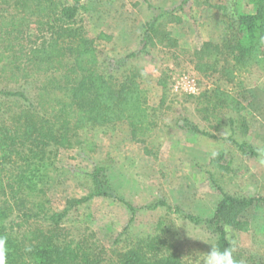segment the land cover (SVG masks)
Here are the masks:
<instances>
[{
  "label": "rangeland",
  "instance_id": "374dc122",
  "mask_svg": "<svg viewBox=\"0 0 264 264\" xmlns=\"http://www.w3.org/2000/svg\"><path fill=\"white\" fill-rule=\"evenodd\" d=\"M54 2L79 6L71 27L85 38L96 39L100 33L110 37L96 40L97 73L115 88L125 79L136 80L146 93L149 124H153L137 134L123 122L77 133L72 148L60 150L44 162L48 176L37 183L43 192L22 187L9 196L17 194L16 199L0 194V203L15 207L9 219L19 212L62 213L69 201L91 193L89 175L101 166L106 170L110 196H97L71 208L61 226L69 242L104 252L112 261L131 249H141L151 257L173 252L181 259L194 251L206 252L209 246L187 233L193 236L200 229L211 234L216 243L217 235L185 216L212 217L223 195L264 199V164L258 158V149L264 148V49L238 67L231 81L222 71L233 66L225 50L211 59L217 61V70L204 74L195 70L193 56L205 42L223 45L236 26L238 0ZM15 4L14 0H0V52L5 54L0 67H6L0 72V89L24 90L30 108L44 116L56 114L58 102L64 99L57 89L62 72L52 74L44 69V63L36 67L28 55L35 43L37 46L51 36L50 27L55 24L49 17L26 16ZM29 5L34 7L35 0ZM239 7L248 12L252 9L243 3ZM152 28L156 45L144 50L145 37ZM217 88L234 94L246 107L247 134L233 132L229 111L204 119L196 98ZM1 104L10 119L27 107L5 97H0ZM235 127H241V121ZM215 159L218 164L212 163ZM19 167L13 163L0 166V181L12 183ZM159 201L183 214L168 212L163 206L150 208ZM125 203L136 208L135 215ZM240 218L249 223L248 232L225 228L229 243L237 242V261L264 264V202H256ZM30 223L33 228L38 225L34 219ZM39 225L48 227L46 222Z\"/></svg>",
  "mask_w": 264,
  "mask_h": 264
},
{
  "label": "trees",
  "instance_id": "16d2710c",
  "mask_svg": "<svg viewBox=\"0 0 264 264\" xmlns=\"http://www.w3.org/2000/svg\"><path fill=\"white\" fill-rule=\"evenodd\" d=\"M54 1L35 0L36 5L33 7L29 5L31 0H14L15 6L26 16L28 14L29 17L41 19L49 17L53 20L55 27L51 24V36L37 46L35 43L29 49L28 55L34 66L39 67L44 63V69L51 70L52 74L62 72L57 89L60 88L64 99L57 101L60 108L56 114L44 116L38 110L30 108V99L24 90L0 89V97L13 99L27 106L24 112L14 114L10 119L7 117L8 110L3 104L0 105V119L3 120H0V166L9 163L20 166L17 169L18 175L13 173L12 181L10 180L13 183L18 177L15 181L17 185H7L0 181V194L8 197L22 187L29 191L39 189V178L47 179L48 176V167L44 162L56 157L58 151L72 148L77 133L123 122L130 126L133 134H137L149 130L153 124H149L151 113L147 106L146 93L136 80L125 79L119 88H115L107 78L97 73L96 40H108L110 37L100 33L96 39L85 38L78 29L71 27L78 15L79 6L56 4ZM240 3L251 7V12L241 9ZM236 6L237 23L236 26L233 25L234 29L229 32L223 45L205 42L194 52L197 72L204 74L216 71L218 63L211 59L225 50L233 66L224 67L222 71L224 77L231 81L235 78L238 67L244 65L246 60H251L258 49H264V0H238ZM155 35L154 28L150 33L148 31L144 50L149 45H156ZM4 59L5 54L0 52V65ZM3 70L6 67H0V72ZM159 84L166 86L164 81ZM196 101L201 106L200 111L206 121L211 117L216 118L220 111H229L233 114L229 120L233 132L239 130L242 135L248 133V125L243 117L246 107L234 94L217 88L202 93ZM240 121L241 127H235ZM202 134L209 135L205 132ZM212 163L218 164V159ZM89 177L93 186L91 193L82 199L69 201L62 213L47 215L33 211L19 212L15 219H9L14 213V205L9 202L0 203V235L7 236L8 239L6 264H184L176 253L151 257L141 249H131L118 255L117 261H112L104 252L69 242L61 226L71 208L88 203L97 196H110L111 193L103 167L94 168ZM39 191L43 192L42 189ZM14 196L9 198L16 199ZM21 202L23 204L22 199ZM256 202H264V199H239L223 195L212 217L201 219L187 215L185 218L217 235V244L223 248L230 244L225 230L227 226L240 232L249 231V223L243 221L240 215ZM125 205L135 215L136 208L129 203ZM160 206L166 207L168 212L183 214L181 209L173 208L165 201H159L150 208ZM32 219L38 223L35 228L30 223ZM41 221L48 223V227L40 226Z\"/></svg>",
  "mask_w": 264,
  "mask_h": 264
},
{
  "label": "clouds",
  "instance_id": "9594fccd",
  "mask_svg": "<svg viewBox=\"0 0 264 264\" xmlns=\"http://www.w3.org/2000/svg\"><path fill=\"white\" fill-rule=\"evenodd\" d=\"M215 156L216 152L213 151ZM258 158L261 164H264V148L258 149ZM196 235L188 237L197 241H201L209 246L206 252L194 251L190 255L184 257V264H239L235 257L238 245L235 240L231 241L229 246L221 248L209 233L196 229ZM31 251V249H27ZM8 255V239L7 236L0 235V264H6Z\"/></svg>",
  "mask_w": 264,
  "mask_h": 264
},
{
  "label": "crops",
  "instance_id": "0c3cea01",
  "mask_svg": "<svg viewBox=\"0 0 264 264\" xmlns=\"http://www.w3.org/2000/svg\"><path fill=\"white\" fill-rule=\"evenodd\" d=\"M251 207H252V206H251ZM251 207H250V208H251Z\"/></svg>",
  "mask_w": 264,
  "mask_h": 264
}]
</instances>
